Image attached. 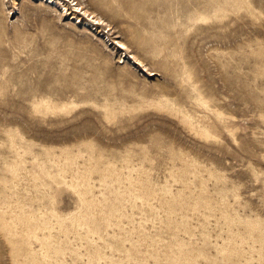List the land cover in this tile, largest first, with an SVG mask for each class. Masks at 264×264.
<instances>
[{
	"label": "rangeland",
	"instance_id": "374dc122",
	"mask_svg": "<svg viewBox=\"0 0 264 264\" xmlns=\"http://www.w3.org/2000/svg\"><path fill=\"white\" fill-rule=\"evenodd\" d=\"M49 1L0 0V264H264V0Z\"/></svg>",
	"mask_w": 264,
	"mask_h": 264
},
{
	"label": "bare ground",
	"instance_id": "6f19581e",
	"mask_svg": "<svg viewBox=\"0 0 264 264\" xmlns=\"http://www.w3.org/2000/svg\"><path fill=\"white\" fill-rule=\"evenodd\" d=\"M45 1H47V0H45ZM49 2H51V0ZM79 10L81 12L82 11V8H80ZM82 14H84V16L88 17V19H89V21H91L92 25H103V22L104 21L100 17L94 15L92 12H89L88 10H83V13ZM119 44H120L119 47L121 45H123V48L122 49L125 50L127 48V46H125L123 43H119Z\"/></svg>",
	"mask_w": 264,
	"mask_h": 264
},
{
	"label": "snow or ice",
	"instance_id": "6c2138e0",
	"mask_svg": "<svg viewBox=\"0 0 264 264\" xmlns=\"http://www.w3.org/2000/svg\"><path fill=\"white\" fill-rule=\"evenodd\" d=\"M77 11H79V9H77ZM120 47L123 48V45H121ZM238 175H239V178H240L241 180H246V179H247V177L244 176L243 174H238ZM253 203L255 204V201H253Z\"/></svg>",
	"mask_w": 264,
	"mask_h": 264
}]
</instances>
